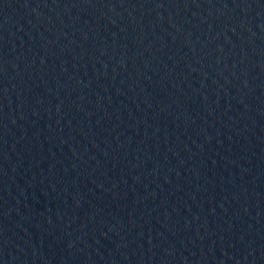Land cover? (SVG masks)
Returning <instances> with one entry per match:
<instances>
[{
    "label": "water",
    "instance_id": "95a60500",
    "mask_svg": "<svg viewBox=\"0 0 264 264\" xmlns=\"http://www.w3.org/2000/svg\"><path fill=\"white\" fill-rule=\"evenodd\" d=\"M0 264H264V0H0Z\"/></svg>",
    "mask_w": 264,
    "mask_h": 264
}]
</instances>
